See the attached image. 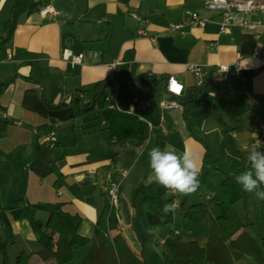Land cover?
<instances>
[{
    "label": "crops",
    "instance_id": "obj_1",
    "mask_svg": "<svg viewBox=\"0 0 264 264\" xmlns=\"http://www.w3.org/2000/svg\"><path fill=\"white\" fill-rule=\"evenodd\" d=\"M47 1L46 6L56 12L55 16L23 14L10 41L0 40V82L19 76L0 95V121L7 122V135L0 139V244L4 243L1 239L8 243L12 235L14 245L23 247L18 253L31 255L30 264H47L37 256L41 250L38 236L22 209L27 204L62 203L65 212L81 217L78 233L92 239L104 195L113 182L120 184L116 215L127 245L138 257L144 255L147 244L153 253L155 238L149 235L147 221L139 209L130 205L131 194L145 174L129 179L131 169L149 164L148 149L163 137L164 147L171 144L199 161V176L212 165L204 161L203 146L190 135L182 109L161 113L158 106L151 105L150 95L143 89L157 82L159 102L167 98L166 79L174 76L183 84L186 96L197 87L190 67H199L204 84H210L201 101L190 109L192 132L204 139L209 149L216 142L223 149L222 159L233 164L240 174L246 170L243 159L247 161V149L256 139L264 142V29L231 27L223 31L220 15L204 8L207 0ZM14 2L0 0V38ZM188 12L197 13L206 20L205 24H186ZM172 25L180 27L172 30ZM64 51L82 55L81 62L72 65L70 60H64ZM222 65L229 68L224 79L218 73ZM116 75L133 77L141 89L118 84L114 81ZM28 76L36 83L22 79ZM106 78L119 88L120 111L109 109L103 96L87 116L88 122L72 105L52 111L41 100L66 102L71 91H87L86 99L91 100L93 86ZM218 81L225 83L227 94L214 86ZM110 91L111 86L105 95ZM215 91L219 93L212 96ZM133 101L138 116L126 113ZM57 122V144L50 148L44 140ZM142 137L146 140L138 143ZM123 171L127 172L124 178ZM220 171L235 178L232 167L229 174ZM215 172L219 186L220 174ZM59 175L62 179L55 186ZM19 178L24 181L23 191L18 187ZM144 184L151 197L166 205L179 208L193 197L172 194L154 183ZM31 213L35 220H47L43 212ZM7 218L9 234L3 232ZM179 239L195 241L201 247L207 241L189 236ZM86 247L82 264L91 245ZM143 260L159 264L150 256Z\"/></svg>",
    "mask_w": 264,
    "mask_h": 264
},
{
    "label": "trees",
    "instance_id": "obj_2",
    "mask_svg": "<svg viewBox=\"0 0 264 264\" xmlns=\"http://www.w3.org/2000/svg\"><path fill=\"white\" fill-rule=\"evenodd\" d=\"M47 4V0H15L9 9L8 18L4 24V36L0 40L3 43L9 42L18 18L23 14L36 13ZM17 78L19 76L15 74L0 82V95ZM22 79L36 83L31 76ZM114 81L126 88L141 89L135 83L133 77L125 78L116 75ZM111 84L110 78L97 82L92 88L94 95L91 100L86 99L87 91H71L68 101L58 104L47 102L43 97H41V100L45 107L52 111L61 110L72 105L83 117V121L88 122L90 119L87 116L91 114ZM209 84L203 83L201 86L195 87L186 96H182L178 100L190 135L205 150L204 161H208L213 169L220 174L219 187L222 190L223 201L214 200L210 203V206L216 212V217L210 226L207 244L201 247L195 241L183 242L179 238L173 237L176 227L173 224L172 213L165 214L163 212V208L167 203L151 197L146 190L144 182L150 174V170L142 178L139 186L132 192L130 205L133 209L141 211L147 221L148 229L151 231L159 227L172 225L170 253L164 254V264H237L247 253H252L257 263L264 264V229L261 234L257 235L258 241H255L250 232L255 230L254 224L249 220L244 221L234 210V206L241 203L243 205V216L248 215L249 193L242 190L241 186L235 182V178L227 177L218 170L207 142L192 132L189 117L190 109L201 101ZM214 86L222 94L228 93L227 86L223 81L215 82ZM157 87L158 83L154 81L148 88L143 89L150 95V102L154 107L158 106ZM6 135L7 122L0 121V139L5 138ZM145 140L146 138L142 137L138 143H143ZM164 142V137L159 138L155 147L163 149ZM243 164L247 169L248 162L243 159ZM231 167L234 173L238 175V171L233 164H231ZM59 179H62V175H59L54 183L55 186H57ZM63 206L62 203H38L27 204L22 209V212L28 216L31 230L38 236L41 250L37 253V256L43 262L47 264H69L74 258L75 249L91 245L83 264H146L141 257H138L132 251L122 236L116 215V207L111 205L107 193L104 195L103 206L93 228L92 239L83 237L78 233L81 217L65 212ZM205 206L206 204L187 206L186 202L183 201L179 206V211L183 218L188 219L191 217L193 209ZM32 210L45 213L47 220L44 223L35 220L32 217ZM9 238L12 245L14 237L11 235ZM8 248V243L0 244L1 264H9ZM30 258L31 255L20 252L16 256L15 264H30Z\"/></svg>",
    "mask_w": 264,
    "mask_h": 264
},
{
    "label": "rangeland",
    "instance_id": "obj_3",
    "mask_svg": "<svg viewBox=\"0 0 264 264\" xmlns=\"http://www.w3.org/2000/svg\"><path fill=\"white\" fill-rule=\"evenodd\" d=\"M98 103L95 107L98 106ZM102 131L106 132L107 129L102 128ZM108 141L110 142L109 136H108ZM45 145L49 147L48 144L45 143ZM150 150L151 148L148 149L147 154L149 153ZM209 150L215 156L214 158H216L217 160L218 168L222 170L224 173L229 174L231 166L226 164V162L221 157V155L223 154V149L219 145H217L216 142H214L210 146ZM263 151H264V148H263ZM208 164L211 166L209 162ZM2 169L5 171L6 167H3ZM149 169H150L149 164L147 163L146 165L140 167L139 169L136 166L131 169V172H130L131 175L129 179L134 177V175L139 176L141 172H144L143 174L146 175L149 172ZM209 171H211L212 174H209ZM22 173H24L23 170H22ZM215 173L216 172L212 166L209 167L207 170H204L203 173L199 176L200 187L198 191L195 194H193V197L189 199V201L187 200L185 201L187 206L192 205V203L199 205L200 202H205L206 203L205 208L193 209L192 215L188 219H185L182 217L178 207H175L172 210L173 224L176 227L173 237L179 238L181 236H189V237H196L197 240H200V238H206L208 240V234H209V229H210L209 225L211 224V222L213 223L214 221L213 219L216 217V212L214 208L210 206V203L211 201H214V200L219 201L222 199L221 190L218 186L219 178L217 175H215ZM7 184L9 183L7 182ZM2 185L5 186L4 182H2ZM18 187L21 189V191H23L24 181L22 178H19ZM168 198H166L165 201H167ZM18 202H22V201L19 200ZM242 208L243 206L241 203L234 206V210L240 215V217L244 221L249 220L250 222L254 224L256 231L254 230L250 232L254 240L258 241L257 235L261 234L264 229V201L262 204L261 200L257 199L255 194L249 193L248 215L246 217L243 216ZM3 209H5L4 206H3ZM9 222L10 221L8 218L4 220L5 230H3V232L5 234H9L10 232ZM171 229H172V225L159 227L153 231L148 229L150 237L155 238L154 246L151 247L153 248V253L149 252L150 246L147 244V247L144 248V253H143L144 257L142 256L141 258L144 259L146 256H150V257H153L155 262L159 260V264H164V254L170 253L169 251H170V245H171V240H172V236L170 235ZM137 230H139V228H137ZM1 240H2L1 242L5 243L4 241L5 239H1ZM161 241H163L162 242V244L164 243L163 245L162 244L160 245ZM206 244H207V241H206ZM8 246H9L8 257L9 259L11 258V264H15L14 256L15 254L18 253L17 250H23L22 249L23 247H21V245L20 246L14 245V243L11 245L10 240L8 241ZM86 250H88V247L86 246L82 248H77L75 250V258H73L70 264H82V259H83L82 255L84 251ZM0 264H1V256H0ZM237 264H260V263H257L255 261L254 255L252 253H247L244 255L242 259H240L237 262Z\"/></svg>",
    "mask_w": 264,
    "mask_h": 264
},
{
    "label": "built area",
    "instance_id": "obj_4",
    "mask_svg": "<svg viewBox=\"0 0 264 264\" xmlns=\"http://www.w3.org/2000/svg\"><path fill=\"white\" fill-rule=\"evenodd\" d=\"M204 8L220 15L223 31H227L231 27H237L244 30L264 29V0H207L204 2ZM38 13L41 16L56 15V12L48 6L40 8ZM187 14L188 17L185 23L190 26H203L206 22V20L201 19L197 13L188 12ZM133 17L138 19L136 15H133ZM179 27L180 26L172 25L170 28L172 30H177ZM62 57L64 60H70L72 65H77L82 60V55L74 56L68 51H64ZM190 71L197 78V86H201L204 83L201 69L196 66H191ZM218 73L222 75L221 77L224 79L229 73V68L222 65L219 67ZM118 91L119 88L117 84L112 81L111 91L103 97V101L109 109L120 111L118 106ZM183 92V84L174 76H169L165 82V95L167 98H163L158 102V107L161 113L180 109L178 100L183 96ZM218 93L219 92L215 91L212 93V96H216ZM134 102L135 101L129 105L126 113L138 116L134 111ZM58 127V122L53 124L45 137L44 143L48 144L50 148L54 147L57 143L56 130ZM148 128L151 130V123H148ZM260 142L264 144L263 141ZM126 175V171L121 172L122 178ZM119 188V183L110 182L106 190L110 203L114 207H116L118 203ZM174 202L175 200L173 199V203Z\"/></svg>",
    "mask_w": 264,
    "mask_h": 264
},
{
    "label": "clouds",
    "instance_id": "obj_5",
    "mask_svg": "<svg viewBox=\"0 0 264 264\" xmlns=\"http://www.w3.org/2000/svg\"><path fill=\"white\" fill-rule=\"evenodd\" d=\"M264 148L258 139L247 149V169L235 175V182L247 193H253L264 201ZM150 174L145 183L156 184L165 190L182 196L195 194L199 187V161L188 152L180 153L175 146L168 144L163 149L153 147L149 153ZM175 204L165 205L167 214Z\"/></svg>",
    "mask_w": 264,
    "mask_h": 264
}]
</instances>
